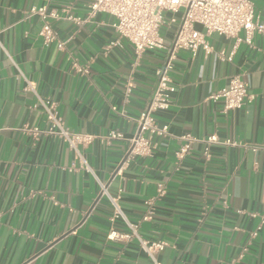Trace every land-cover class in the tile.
I'll use <instances>...</instances> for the list:
<instances>
[{
    "label": "crops",
    "instance_id": "obj_1",
    "mask_svg": "<svg viewBox=\"0 0 264 264\" xmlns=\"http://www.w3.org/2000/svg\"><path fill=\"white\" fill-rule=\"evenodd\" d=\"M88 1L0 0V264H153L134 240L107 239L112 228L128 229L120 220L110 223L99 183L139 224L142 238L166 244L155 255L159 264H264V225L246 246L264 215V37L252 35L247 44L243 33L240 42L211 34L210 53L179 51L168 73L176 87L170 107L153 114L170 136L153 137L149 156L126 160L128 141L106 146L99 137L137 133L131 119L151 102L181 14L160 28L165 49L136 54L106 14L83 24L63 14L48 19L65 49L42 43V20L31 9L59 13L69 6L71 16L84 19ZM251 1L264 21V0ZM233 76L251 98L224 111L213 96ZM26 81L55 103L65 127L93 138L77 147L92 172L59 138L22 130L46 129ZM188 133L200 141L179 161L180 137ZM211 135L238 145L211 144L206 159L203 140ZM157 184L165 187L160 198Z\"/></svg>",
    "mask_w": 264,
    "mask_h": 264
},
{
    "label": "built area",
    "instance_id": "obj_2",
    "mask_svg": "<svg viewBox=\"0 0 264 264\" xmlns=\"http://www.w3.org/2000/svg\"><path fill=\"white\" fill-rule=\"evenodd\" d=\"M178 13L181 14L179 27L169 48L170 53L165 65L161 69L156 70L158 80L148 108L142 111L136 119H131L120 113L121 116L131 119L137 124V133L131 138H125L118 131H110L99 137L100 142L106 146H111L118 141H128L130 149L126 160L134 157L149 156L153 148V137L170 136L167 126L159 127L155 124L153 114L157 111L167 110L170 107L176 87L172 85L168 73L172 68V61L179 51H189L192 56H195L199 50H202L205 54L210 53L211 47L207 37L211 34H218L240 42V34L243 33L244 41L247 44L251 43L250 38L252 35L257 34L264 37V21L259 19L254 3L251 0H89L87 14L84 19L71 16L69 6L61 8L59 13L56 10L47 12L45 7L33 8L29 11V15L36 14L42 20V26L38 32L42 43L45 45L54 44L59 51L65 49L66 43L59 40L48 19L58 20L60 19V14H63L67 20L83 24L98 14L112 16L115 19V23L112 25L114 32L120 39L125 40L136 54L147 50L165 49L160 28L166 23H174ZM197 25L201 26L203 31L197 30L195 28ZM219 57L222 58L223 54L220 53ZM226 59L229 60L230 58L227 57ZM74 66L75 68L77 67V72L87 74L86 68ZM24 90L34 95L36 103L32 106V109L37 107L41 109L45 118L46 129H28L24 127L22 130L32 132L35 136L43 133L59 138L73 151L83 169L87 172H92L78 152L77 147L89 144L93 138L72 132L65 127L55 103L41 97L37 93L34 83L26 81ZM250 98L247 86L240 76L231 77L228 86L213 96V99L222 100L224 111L238 110ZM180 140L183 145L176 153L179 161L189 153L194 142L200 141L192 133L181 136ZM203 142L206 144L203 153L206 159L210 156L208 146L211 144L238 145L233 140H219L216 135L207 137ZM255 149V147L252 148V150ZM99 185V197L105 196L111 206L110 223L114 224L120 220L128 229L127 232H118L112 228L107 234V239L118 241L134 240L153 264H159L155 255L162 251L166 244L142 238L138 232L139 224L131 223L126 219L119 206L118 198L111 196L102 183H99ZM164 193L165 187L162 184H157L155 197L160 198ZM153 199L145 204L151 206ZM151 215L152 210L149 209L142 221L148 220ZM263 225L264 215L261 217L260 224L256 230L249 234L246 246L250 245L251 241L256 238L258 231Z\"/></svg>",
    "mask_w": 264,
    "mask_h": 264
}]
</instances>
